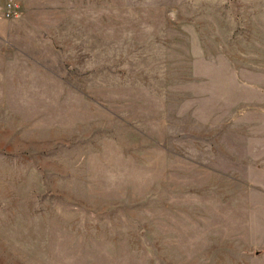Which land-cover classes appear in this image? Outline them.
<instances>
[{
    "label": "rangeland",
    "instance_id": "1",
    "mask_svg": "<svg viewBox=\"0 0 264 264\" xmlns=\"http://www.w3.org/2000/svg\"><path fill=\"white\" fill-rule=\"evenodd\" d=\"M0 264H264V0H0Z\"/></svg>",
    "mask_w": 264,
    "mask_h": 264
},
{
    "label": "built area",
    "instance_id": "2",
    "mask_svg": "<svg viewBox=\"0 0 264 264\" xmlns=\"http://www.w3.org/2000/svg\"><path fill=\"white\" fill-rule=\"evenodd\" d=\"M7 14L11 16L18 14V7L15 3L7 4Z\"/></svg>",
    "mask_w": 264,
    "mask_h": 264
}]
</instances>
